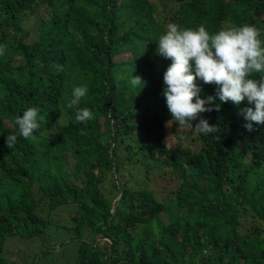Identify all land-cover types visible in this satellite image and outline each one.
<instances>
[{
    "label": "trees",
    "instance_id": "obj_1",
    "mask_svg": "<svg viewBox=\"0 0 264 264\" xmlns=\"http://www.w3.org/2000/svg\"><path fill=\"white\" fill-rule=\"evenodd\" d=\"M170 1V22L210 33L254 24L264 39V0ZM39 8L47 15L28 41ZM165 30L150 0H0V264H264V125L247 131L225 103L202 113L219 141L198 133V151L169 149L156 55ZM132 75L146 81L140 92ZM79 85V107L93 112L84 124L66 106ZM201 86L202 97L216 87ZM29 107L40 109L37 138L8 149ZM141 165L170 193L109 185ZM13 241L22 257H7Z\"/></svg>",
    "mask_w": 264,
    "mask_h": 264
},
{
    "label": "clouds",
    "instance_id": "obj_2",
    "mask_svg": "<svg viewBox=\"0 0 264 264\" xmlns=\"http://www.w3.org/2000/svg\"><path fill=\"white\" fill-rule=\"evenodd\" d=\"M261 31L256 25L247 23L221 28L214 33L204 24L186 28L168 23L156 41V55L170 61L163 73L162 87L171 117L168 123L174 122L179 129L194 130L219 141L218 126L211 125L200 114L220 111L223 104L230 102L240 109L239 115L247 131H253L254 124L264 125V39ZM6 51V45L0 44V57L6 55ZM255 74L259 75L258 80L249 78ZM129 82L139 92L146 86V81L138 75H132ZM201 84L215 85L213 94L202 97ZM87 94L86 85L74 86L66 105L75 109L74 122L77 124L93 119L89 108L79 107ZM245 101L247 106L240 108ZM39 114V107H29L15 117L18 134L6 135L8 149L15 147L18 135L25 139L37 138L35 133L41 129ZM194 121L198 122L194 125ZM104 240L98 239L99 247L102 245L99 241ZM67 249L64 254L68 253Z\"/></svg>",
    "mask_w": 264,
    "mask_h": 264
},
{
    "label": "rangeland",
    "instance_id": "obj_3",
    "mask_svg": "<svg viewBox=\"0 0 264 264\" xmlns=\"http://www.w3.org/2000/svg\"><path fill=\"white\" fill-rule=\"evenodd\" d=\"M152 4H154L155 9L157 10V16L160 19L161 22L164 23V25H167L168 23H170L171 21V17L173 15V12L175 10V8L177 7V4L171 2L170 0H150ZM44 9L43 8H39L38 9V13L30 18H28V20L26 21V23H24V27L26 29H28L30 31V38H28V41H33L36 37V34L34 33L35 30V25L37 20H40L41 18H45L46 15L44 14ZM225 28H230V26H226ZM159 62H164L161 65L164 67V69H162L160 66L159 68L162 69L163 71L166 70L168 63L170 62L169 60H160ZM203 118L204 115L201 113L200 114ZM198 121H194L193 124L195 125V123H197ZM12 123L7 122L6 126H11ZM49 136H51L53 134L52 131L48 132ZM198 133L194 130H186V129H179V126L176 123H172L167 125L166 127V137H165V143L167 145V147L169 149H172L175 152H178L179 154L185 153V152H196L199 150L201 144L198 138ZM124 154L125 152L122 151L119 155L122 157L123 159V164L125 165L127 162L124 159ZM141 169L136 171V167H129L130 168V172L127 170L125 171L126 176L125 179H116L115 176L112 179H109V185L111 184H116V185H123L129 188H146L147 190H150L153 192L154 195H156L157 197H162L164 196V194H169L171 191V188L169 185H166L164 183H161V181H159V183H156L153 181L154 179V174L156 175V173L153 171L151 172L150 179L147 180L146 179V174L145 171L148 169L147 166L141 165ZM110 177V175H108ZM156 179V178H155ZM154 179V180H155ZM117 181V182H116ZM106 185H102V187H104ZM114 195V194H113ZM119 196H115L114 202L117 201L119 198ZM101 243H103V241H99ZM16 242L13 241V243H9L8 247V253H7V257L10 258H14L17 254L20 253V249L17 248L16 246ZM102 246V245H101ZM100 246V247H101ZM65 246H62V249ZM99 247V248H100ZM61 249V251H62ZM74 248L73 249H67L68 253H71V258L74 257ZM20 256L22 257V252L20 253ZM49 258L46 259L44 262H42L41 264H49ZM51 264V263H50ZM58 264H62V263H58Z\"/></svg>",
    "mask_w": 264,
    "mask_h": 264
},
{
    "label": "bare ground",
    "instance_id": "obj_4",
    "mask_svg": "<svg viewBox=\"0 0 264 264\" xmlns=\"http://www.w3.org/2000/svg\"><path fill=\"white\" fill-rule=\"evenodd\" d=\"M162 70V69H161Z\"/></svg>",
    "mask_w": 264,
    "mask_h": 264
}]
</instances>
